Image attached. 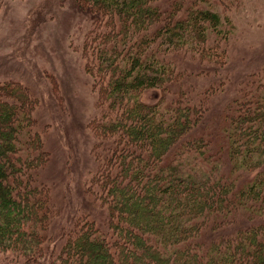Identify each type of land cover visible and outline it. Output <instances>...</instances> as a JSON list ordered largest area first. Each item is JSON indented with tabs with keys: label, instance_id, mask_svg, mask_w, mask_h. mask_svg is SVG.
Wrapping results in <instances>:
<instances>
[{
	"label": "trees",
	"instance_id": "1",
	"mask_svg": "<svg viewBox=\"0 0 264 264\" xmlns=\"http://www.w3.org/2000/svg\"><path fill=\"white\" fill-rule=\"evenodd\" d=\"M76 1L106 227L85 212L55 235L40 101L0 82V264H264V70L230 75V2Z\"/></svg>",
	"mask_w": 264,
	"mask_h": 264
},
{
	"label": "rangeland",
	"instance_id": "2",
	"mask_svg": "<svg viewBox=\"0 0 264 264\" xmlns=\"http://www.w3.org/2000/svg\"><path fill=\"white\" fill-rule=\"evenodd\" d=\"M227 1L228 10H218L234 24L230 75L264 70V0ZM92 20L76 0H3L0 7V82H19L40 101L38 129L50 160L39 177L57 209L51 224L57 236L85 212L106 227L104 210L84 188L95 166L88 122L98 111V90L82 52Z\"/></svg>",
	"mask_w": 264,
	"mask_h": 264
}]
</instances>
